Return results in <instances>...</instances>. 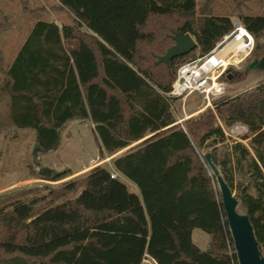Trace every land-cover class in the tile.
Instances as JSON below:
<instances>
[{
	"label": "trees",
	"instance_id": "trees-1",
	"mask_svg": "<svg viewBox=\"0 0 264 264\" xmlns=\"http://www.w3.org/2000/svg\"><path fill=\"white\" fill-rule=\"evenodd\" d=\"M70 23L36 21L3 72L0 97L16 129L34 132L38 153L58 148L69 121H90L99 154L139 141L77 179L27 201L0 207V264H237L215 178L204 155L223 173L214 150L225 128L245 125L249 148L231 149L245 162L249 186L239 185L262 253L264 247V82L215 103L214 112L175 123L171 90L178 67L207 54L233 29L196 0H56ZM257 40L250 61L264 56V14L239 13ZM175 32L189 33L194 50L157 63ZM234 80L246 73L229 68ZM39 165V163H37ZM115 171L138 189L131 191ZM53 171L39 169L49 179ZM67 175V172L61 174ZM251 187L253 193L248 192ZM209 235L200 249L192 239ZM263 255V254H262Z\"/></svg>",
	"mask_w": 264,
	"mask_h": 264
},
{
	"label": "rangeland",
	"instance_id": "rangeland-1",
	"mask_svg": "<svg viewBox=\"0 0 264 264\" xmlns=\"http://www.w3.org/2000/svg\"><path fill=\"white\" fill-rule=\"evenodd\" d=\"M207 3L215 15H231L232 22L235 20L240 22L239 13L255 16L264 14V0H196V12L199 13ZM57 4L56 0H0V82L4 70L13 60L36 21H54L58 24L71 22L66 12L55 10ZM259 40L264 46V37ZM256 42L254 38V46ZM249 57L238 67L231 68L246 73V76L234 80L228 69L221 78V87L219 86L217 95L207 99L202 94L191 93L175 98L172 102L175 123L183 125L188 119L197 120V117L200 118L208 110L214 112L215 103L247 92L264 82V67L253 68ZM6 104L7 98L0 97V207L14 200L27 201L44 195L64 182L80 178L97 165L111 168L110 159L123 153L119 151L108 155L103 152L100 155L93 132L94 125L90 121L72 120L61 132L57 149L46 153H38L36 149L32 154L36 144L34 132L12 127ZM218 122L224 130L226 140L217 144L214 154L218 161L228 160L227 168H230L233 177L232 192L239 201V210L247 213L239 198L238 187L239 185L248 187L250 177L246 174L245 162L237 161V155L231 147L235 142H241L249 148V138H243L248 134V129L241 123L225 128L219 120ZM41 167L49 168L59 175L55 179L40 178L38 173ZM218 169L220 170L219 167ZM64 172H67V175L62 176ZM118 178L133 191L131 182L120 175ZM248 192L253 193L251 187L248 188ZM197 234H203L206 238L209 236L195 229L192 236L195 242L198 241ZM207 245L209 246V241ZM262 254L264 256V247Z\"/></svg>",
	"mask_w": 264,
	"mask_h": 264
},
{
	"label": "water",
	"instance_id": "water-1",
	"mask_svg": "<svg viewBox=\"0 0 264 264\" xmlns=\"http://www.w3.org/2000/svg\"><path fill=\"white\" fill-rule=\"evenodd\" d=\"M172 39L174 42L173 45L167 49L164 55L157 58V63L169 64L173 58L187 54L197 46L195 39L189 33L175 32ZM252 67H264V56L259 60H254L252 62ZM197 119H199V117H197ZM149 136L150 135L139 141L133 142L131 145L113 154L119 151L124 152ZM36 149L37 145L35 144L32 154L35 153ZM204 162L209 174L215 178L217 183L237 264H264V256L259 249V244L247 213H243L239 210L238 199L234 196L228 183L225 181L223 173L211 161L209 153L204 155ZM58 175V172L53 173L51 178L55 179Z\"/></svg>",
	"mask_w": 264,
	"mask_h": 264
},
{
	"label": "built area",
	"instance_id": "built-area-1",
	"mask_svg": "<svg viewBox=\"0 0 264 264\" xmlns=\"http://www.w3.org/2000/svg\"><path fill=\"white\" fill-rule=\"evenodd\" d=\"M240 26L244 28V34L241 36L242 46L240 49H235L236 52L233 49L228 52L222 51V48L229 41L239 37L238 32L240 31ZM253 48L254 37L238 20H235L233 22V29L227 35L223 36L207 54L197 57L192 61L185 62L178 67L171 90L166 93V96L170 98H181L191 93H199L208 99L211 96L217 95L219 93L217 86L220 85L221 87V78L224 73L229 68L238 67L241 62L251 55ZM235 57L241 59L238 64L233 63ZM228 59V64L224 66V61ZM205 63H208V68L201 70V67ZM110 176L115 178L118 177V174L112 171ZM143 263L156 264L148 255H145L142 259Z\"/></svg>",
	"mask_w": 264,
	"mask_h": 264
},
{
	"label": "bare ground",
	"instance_id": "bare-ground-1",
	"mask_svg": "<svg viewBox=\"0 0 264 264\" xmlns=\"http://www.w3.org/2000/svg\"><path fill=\"white\" fill-rule=\"evenodd\" d=\"M240 31L238 32V36L237 38H234L233 40L229 41L223 48H222V51L224 52H228L230 51L231 49L234 50V52H236V50H239L240 47L242 46V35L244 34V28L240 26ZM236 49V50H235ZM240 58H236L234 59L233 63L234 64H238L240 62ZM229 62V59L228 60H225L224 61V66H226ZM208 63H205L202 67H201V70L202 69H207L208 67ZM193 72H195V70H193ZM215 81V80H214ZM220 85L217 86V89L219 88Z\"/></svg>",
	"mask_w": 264,
	"mask_h": 264
},
{
	"label": "crops",
	"instance_id": "crops-1",
	"mask_svg": "<svg viewBox=\"0 0 264 264\" xmlns=\"http://www.w3.org/2000/svg\"><path fill=\"white\" fill-rule=\"evenodd\" d=\"M69 23H70V22H69ZM57 24H58V23H57ZM60 24H61V23H60ZM60 24H58V25L60 26ZM68 124H69V122L67 123V125H68ZM67 125H66V126H67ZM133 192L138 194V189H137V187H136L135 185H133ZM194 233H195V230H193V232H192V236L194 235ZM197 239H198L197 242H195L194 240H193V242H194V243H195L200 249H202V250H206V249L208 248L207 243H208L210 237L208 236V237L206 238L205 236H203V234H197Z\"/></svg>",
	"mask_w": 264,
	"mask_h": 264
},
{
	"label": "flooded vegetation",
	"instance_id": "flooded-vegetation-1",
	"mask_svg": "<svg viewBox=\"0 0 264 264\" xmlns=\"http://www.w3.org/2000/svg\"><path fill=\"white\" fill-rule=\"evenodd\" d=\"M253 62V61H252Z\"/></svg>",
	"mask_w": 264,
	"mask_h": 264
}]
</instances>
